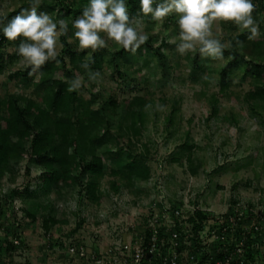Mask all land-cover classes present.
Listing matches in <instances>:
<instances>
[{
  "label": "rangeland",
  "instance_id": "rangeland-1",
  "mask_svg": "<svg viewBox=\"0 0 264 264\" xmlns=\"http://www.w3.org/2000/svg\"><path fill=\"white\" fill-rule=\"evenodd\" d=\"M24 1L30 2L0 0L4 24L12 19L8 17L10 12L15 10L17 15L25 8ZM262 2H253L256 8H260L257 15L253 13L259 25V36L264 35ZM37 12L43 11L37 9ZM129 14L131 18L141 20L142 30L152 39V45L156 47L163 40L168 42L161 50L165 59L158 58L154 48L146 42L134 55L120 58L123 65L118 73L115 63L111 62V52L121 48L108 41L111 52L103 57L100 77L95 82L90 81L88 75L78 74L76 78H82L79 93L92 98L93 106L101 107L102 113L112 120V135L122 136L123 160L129 152L144 158L150 167L149 176L130 183L122 175L106 174L99 179L101 199L92 202L80 194L79 183L61 189L56 185L45 188L40 178L41 168L30 164L26 158L11 160L10 169L0 171V262L90 264L68 253L71 242H83L89 250L98 246L105 249L120 243L121 239H129L131 228L138 226L151 209L159 214L168 208L173 210L179 202L182 205L175 208L184 215L192 214L194 208H201L212 218L235 208L257 214L262 212L264 108L253 111L251 103L245 99V94L253 89L252 77L244 75L242 69L237 70L229 90L220 94V71L227 58L201 57L200 62L208 70L204 76L211 72L210 80L208 84L201 79L195 81L191 77L194 66L191 56L196 52L181 56L176 51L179 41L172 42L179 33L177 16L171 14L162 22H156L140 13L129 11ZM213 33L228 46L230 37L242 32L232 22H214ZM101 36L107 40L105 34ZM73 39L70 41L74 42ZM17 45L18 40L14 43L7 41L2 48L7 63L4 72L0 73V97L3 99L15 92L35 96L33 87L26 86L19 77H10V73L25 68L18 63ZM58 45H62L60 36ZM61 49L58 46V55ZM214 93L219 98L217 112L213 111L210 100ZM110 95L118 99V110L106 111L105 101ZM137 96L145 99L147 111L145 128L140 136L128 131L126 126L130 121L125 119L128 102ZM175 100L178 110L174 123L169 125L167 114ZM185 142L194 144L192 161L188 160L189 151L181 148ZM129 143L133 147H129ZM116 148L118 142L113 139L99 152H107V157ZM180 156L181 161H173L174 157ZM86 158L89 159L90 155L87 154ZM115 163L116 159L112 157L111 166ZM76 174L82 180L88 177L81 169L76 170ZM112 182L118 184V188ZM235 199L237 203H233ZM47 218H55L49 230L44 225ZM13 230H18L26 246L10 254L7 244Z\"/></svg>",
  "mask_w": 264,
  "mask_h": 264
},
{
  "label": "trees",
  "instance_id": "trees-1",
  "mask_svg": "<svg viewBox=\"0 0 264 264\" xmlns=\"http://www.w3.org/2000/svg\"><path fill=\"white\" fill-rule=\"evenodd\" d=\"M257 1H261L262 4L264 0H252L254 3ZM155 2L159 3L161 0H155ZM29 3L24 1L23 6L26 8ZM125 3L130 12L140 13L139 0H125ZM88 5L89 0H41L38 9L51 13L57 21L61 18L65 19L68 23V33L60 35L63 45L61 52L55 60L46 62L40 73L30 77L28 68H21L10 73L11 78L19 77L26 86L33 87L35 96L15 92L9 93L4 99L0 97V171L9 170L11 160L26 158L30 164L42 169L40 178L45 188L56 185L58 189H61L73 183H79L81 195H85L92 202H99L101 199L100 178L106 174L119 177L122 175L131 183L137 178H147L150 167L144 158H139L132 152L127 153L126 160H123L122 152L125 148L120 145L122 136L112 135L113 123L110 117L102 113L101 107L93 106L92 98L83 97L78 90L74 92L67 90L69 82L78 74L85 77L88 75V70L80 67L81 62L87 58L90 70L100 72L99 67L105 53L111 52L108 47L96 52H92L91 49L78 51V41L73 36L75 30L72 28V22ZM259 11L260 8H255L254 13L257 15ZM16 13L14 10L8 17L13 18ZM4 21L5 17L0 15V73L4 72L7 64L2 52L3 46L7 43L2 33ZM247 35L249 33L245 31L231 36L230 44L224 49L223 55L227 58V62L220 71L222 81L219 93L224 95L229 90L234 73L242 69L244 75L252 77L253 89L245 94V99L251 103V108L255 111L258 107L264 108V35L252 41L247 40ZM70 38H74V42L70 41ZM147 43L154 48V54L156 53L158 58L165 59L161 50L168 45L167 41L163 40L156 47L152 45V39H148ZM129 54L131 55L122 48L111 52V62L115 63L118 73H121L123 65L120 58ZM191 57L194 60L191 77L195 81L201 79L208 84L211 72L204 76L208 70L206 65L200 62L201 56L198 51ZM218 99L216 93L212 94L210 100L214 112L218 109ZM105 105L106 111L118 110L120 107L118 99L113 95L108 97ZM135 107L140 108L135 109ZM177 110L178 102L175 100L167 114L169 125L174 123ZM146 117L145 99L141 96L131 99L125 114V119L130 121V124L126 126L128 131L135 136H140L145 128ZM113 139L117 140L118 148L110 151L106 157L107 152L100 153L99 150ZM193 146L194 144L189 142L181 145V148L189 151V161H192ZM129 147H133V144L129 143ZM87 154L90 155L89 159L86 158ZM112 157L116 159V163L111 166ZM181 160V156L173 158V161ZM79 169L85 171L88 175L87 179L82 180L76 174V170ZM193 172L195 173L194 169ZM112 184L118 188V184L113 182ZM15 194L19 195V191L15 190ZM237 202L236 199L233 200V203ZM181 203L174 205V209L179 208ZM261 203L264 204V199ZM249 205L254 206L253 203ZM249 213V218L254 219L260 227L258 231L252 228L247 234L245 254L249 262H254L261 256L260 247L264 244V208L262 215ZM208 216L210 215L201 208H196L194 211L190 221L194 222L195 237L204 227V221ZM53 221L55 218L44 220L47 230ZM46 232L50 235L48 231ZM18 233V230H13L12 237L9 238L7 249H10V254L26 246L25 239ZM14 238H19L20 243H14ZM196 241L197 245H202L200 240L196 239ZM78 242L73 241L69 245H75ZM257 244L259 248H256ZM220 258L223 259L221 255Z\"/></svg>",
  "mask_w": 264,
  "mask_h": 264
},
{
  "label": "clouds",
  "instance_id": "clouds-1",
  "mask_svg": "<svg viewBox=\"0 0 264 264\" xmlns=\"http://www.w3.org/2000/svg\"><path fill=\"white\" fill-rule=\"evenodd\" d=\"M155 0H139V12L143 17L150 16L153 21L162 22L171 14L177 16L178 36L172 42L176 51L184 56L197 52L201 57L214 60L224 58L226 45L214 37V22H232L240 32L247 31V40L259 36V25L253 13L256 6L252 0H161L153 6ZM41 0H30L29 6L22 8L2 27L7 41L20 43L16 47L18 63L30 69L31 77L40 73L46 62L58 56V36L67 35L68 23L61 18L54 21L46 12L38 14ZM73 36L78 41V51L91 49L96 52L108 46L111 41L125 52L135 54L144 45L149 36L142 30L141 20L131 18L125 0H89L73 22ZM105 34L107 40L102 38ZM239 43V41H238ZM80 67L88 70V78L95 82L99 71H91L87 58ZM82 86L79 76L69 82L68 92H74Z\"/></svg>",
  "mask_w": 264,
  "mask_h": 264
},
{
  "label": "built area",
  "instance_id": "built-area-1",
  "mask_svg": "<svg viewBox=\"0 0 264 264\" xmlns=\"http://www.w3.org/2000/svg\"><path fill=\"white\" fill-rule=\"evenodd\" d=\"M228 213L214 218L208 216L195 237L194 222L190 221L194 212L184 215L175 208L156 214L151 209L138 226L131 228L129 239L94 250L78 242L69 245L68 253L90 264H264V244L260 247L261 256L254 262H249L245 254L248 232L252 228L260 230L257 222L250 219L249 212L244 209L235 208ZM211 220L213 222L209 224ZM196 239L200 240L201 246L197 245ZM14 243L19 244L20 239L14 238ZM256 248H259L258 244ZM3 264L11 262L4 260Z\"/></svg>",
  "mask_w": 264,
  "mask_h": 264
}]
</instances>
